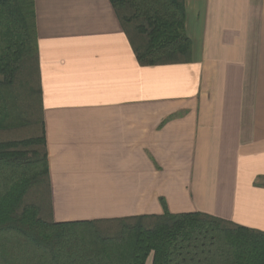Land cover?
<instances>
[{
	"label": "crops",
	"instance_id": "1",
	"mask_svg": "<svg viewBox=\"0 0 264 264\" xmlns=\"http://www.w3.org/2000/svg\"><path fill=\"white\" fill-rule=\"evenodd\" d=\"M34 2L53 222L202 213L264 232V0H186L191 62L161 66L110 0Z\"/></svg>",
	"mask_w": 264,
	"mask_h": 264
},
{
	"label": "trees",
	"instance_id": "2",
	"mask_svg": "<svg viewBox=\"0 0 264 264\" xmlns=\"http://www.w3.org/2000/svg\"><path fill=\"white\" fill-rule=\"evenodd\" d=\"M139 63L191 62L186 0H110ZM34 0H0V264H264V232L202 213L54 223Z\"/></svg>",
	"mask_w": 264,
	"mask_h": 264
}]
</instances>
